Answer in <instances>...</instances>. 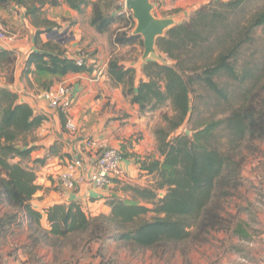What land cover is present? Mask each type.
Wrapping results in <instances>:
<instances>
[{
    "label": "trees",
    "instance_id": "16d2710c",
    "mask_svg": "<svg viewBox=\"0 0 264 264\" xmlns=\"http://www.w3.org/2000/svg\"><path fill=\"white\" fill-rule=\"evenodd\" d=\"M11 2L22 6L35 25L47 23L45 31L35 32V50L28 53L21 72L22 77L33 74L43 91L52 88L54 78L91 70L85 54L69 57L60 44L40 40V34L54 25L41 19L46 4L64 3L78 15L89 7L88 24L97 33L126 21L130 30L116 31L111 45L139 42L143 46L141 36L132 32L133 17L125 15L120 0H0V7ZM252 2L209 0L198 6L187 19L157 37L158 57L144 60L142 77L136 78V69L117 58L108 59V79L121 87L123 96L137 105L140 114L168 108L161 114L163 125L153 130L158 157L152 153L135 156L139 168L154 176L153 186L128 185L130 198L106 201L108 214L92 216L77 202L58 203L45 210L49 229L41 226L42 213L33 209L30 201L40 188L33 165L44 159H31L30 155L35 149L34 131L46 116L19 101L15 91L0 87V204L10 210L0 215V236L4 237L10 226L20 227L24 222L31 248L50 238L82 234L86 241L111 236L149 249L219 228L216 190L238 184L242 161L236 155L241 144L264 140V65L257 63V50L243 62L258 32H264V6L252 8ZM80 56L83 62L77 64ZM15 61L14 51L0 48V71L5 70L8 83L13 82ZM210 101L212 113L204 118L206 109L202 108ZM184 123H188L189 134H174ZM234 233L244 236L239 227Z\"/></svg>",
    "mask_w": 264,
    "mask_h": 264
},
{
    "label": "crops",
    "instance_id": "0c3cea01",
    "mask_svg": "<svg viewBox=\"0 0 264 264\" xmlns=\"http://www.w3.org/2000/svg\"><path fill=\"white\" fill-rule=\"evenodd\" d=\"M153 9L157 18H172L174 23L187 19L192 11L209 0H152ZM87 13H90L88 7ZM41 19L57 25L64 26L65 18H77L78 13L68 8L64 3L59 6L44 5ZM59 12V13H58ZM63 14V15H60ZM0 18L5 28L13 36V42L7 46L16 54L13 69V82L6 81L5 70L0 71V87H8L18 94L19 101L28 103L35 112L46 116L43 123L34 131L35 149L30 158H43L42 164H34L36 173L35 183L40 186L30 201L33 209L42 213L41 226L49 229L45 210L53 204H68L77 202L82 210H89L91 215L98 213L108 214L110 208L106 201L112 198L129 199L130 193L126 190L128 185L148 186L152 182V175L141 170L136 163V155L142 157L148 153H155V139L152 130L147 126L146 114H140L137 105L131 104L121 91L120 86L113 85L106 75L107 60L92 59L88 61L90 72L68 73L59 78V82H67L74 91V100L70 109L64 113L47 106V102L41 97L43 91L33 74L22 77L21 72L25 59L29 52L35 50L34 35L37 30L45 31L47 23L34 24L30 16L25 15V9L15 3H9L0 7ZM93 29L92 27H90ZM73 33V32H72ZM78 33H73L68 41H55L50 32L40 34L42 42L53 41L65 49V55L76 57L80 53L78 45ZM126 47V46H125ZM144 62L141 57L138 61L120 60L125 66L136 69V78L142 77L141 65ZM58 82V83H59ZM54 81L52 88L56 86ZM57 83V84H58ZM62 113V114H61ZM67 118L71 119L75 128L68 130L63 124ZM65 123V122H64ZM93 138L104 142L109 146L117 147L124 153L121 166L125 172V179L114 181L110 186L101 189L93 187L88 181V176L95 170L94 153L88 151L82 144L83 138ZM53 146V147H52ZM50 147H52L50 149ZM80 158L83 166L79 171L84 181L79 184L78 190L69 191L63 189L56 179V174L63 168V162L67 158ZM31 166V163H28ZM264 156L258 155L249 165L247 174L257 190L250 195L258 196L260 214L264 217ZM24 224V225H23ZM13 227V226H12ZM20 227L27 225L23 222ZM28 238L27 231L25 232ZM31 243V242H30ZM0 244V264H20L18 260L9 257ZM30 246V245H29ZM43 245L32 249L38 250ZM174 252H172L173 254ZM171 254V255H172ZM157 256V255H156ZM131 256L130 262L136 263L138 257ZM153 257V256H152ZM158 257V256H157ZM168 259L164 261L163 259ZM184 257L178 252L173 257L163 256L153 258L150 252L146 254L144 264H182ZM234 264H241L242 257L233 256ZM190 262L191 259L189 260ZM211 261L204 257L201 264H210ZM228 264L227 259H222L218 264ZM36 264V263H35ZM250 264H264V255L257 262Z\"/></svg>",
    "mask_w": 264,
    "mask_h": 264
},
{
    "label": "rangeland",
    "instance_id": "374dc122",
    "mask_svg": "<svg viewBox=\"0 0 264 264\" xmlns=\"http://www.w3.org/2000/svg\"><path fill=\"white\" fill-rule=\"evenodd\" d=\"M252 1V8L264 6V0ZM120 2L124 7V0H120ZM150 2L153 1L150 0ZM123 12L126 16H132L131 11L125 7ZM151 13L152 15L155 14V10L152 9ZM60 15L63 14L60 13ZM63 17L66 23L64 26L54 24L49 31L51 38L55 41L66 42L71 39L74 32L78 33L80 35L78 37L79 54H85L88 61L92 59L102 61L110 57L117 58L119 61H138L143 54V46L139 42L126 47L111 45L110 41L116 31L130 30L129 25H125L126 21H117L112 24L108 32L97 33L88 24L89 14L87 10L75 19ZM133 20L132 24L135 27L136 21L134 18ZM172 20L175 22L174 19ZM255 50L258 51L255 52L257 53L255 57L259 59L258 65H264L260 60L264 52V32H258L257 41L254 47L247 48L243 62L250 60L248 54ZM58 80L59 78H54L57 83ZM209 103L207 108L200 105L203 107L202 109H206L203 114L204 118L209 117L212 113V101ZM164 112H168L167 107L146 114V123L152 133L155 127L163 125L161 114ZM188 128V123H184L174 134L186 132L189 134ZM218 134L222 136V132L219 131ZM33 137H35L34 134ZM224 145L225 140L222 139L221 146ZM154 155L158 157L156 148ZM258 155L264 156V140L241 144L236 155V158L242 161L239 168L238 184L227 189L220 187L216 190L218 198L215 200L219 205L218 212L221 219L219 228L210 229L199 235L194 233L193 238L190 237L188 240L165 243L149 249H139L123 241L113 240L111 236H106L100 240L86 241L84 235L73 234L59 239L50 238L46 244H41L43 245L42 248L35 251L29 246L31 240L25 234L27 231L29 235L28 228L26 227L24 232V227L13 225V227L8 228L4 237L0 236V244H4L3 248L6 249L7 255L18 260L20 264H144L148 252H150L151 258L155 256L156 258L160 257V259L163 256L173 257L178 252L180 256L184 257L182 264H201L204 257L211 261L210 264H218L222 259H227L228 264H234L233 260L229 262L233 256L242 257L241 264L257 262L264 255V217L260 214L261 210L258 206L260 203L257 200L258 196L261 197L262 195H250L258 187L250 183L247 174L250 171L249 165ZM154 182L155 179L152 176V182L148 186H153ZM163 193V190H160L158 195L162 196ZM7 211H10L9 208L0 204V215ZM86 212L91 215L89 210ZM238 227L243 229L244 236L240 237L239 234L234 233V229ZM172 252L174 253L172 254ZM133 255L136 256L135 258H139L136 263L130 262ZM190 259L192 262L189 261ZM163 260L167 261L168 259L164 258Z\"/></svg>",
    "mask_w": 264,
    "mask_h": 264
},
{
    "label": "built area",
    "instance_id": "2783aa9c",
    "mask_svg": "<svg viewBox=\"0 0 264 264\" xmlns=\"http://www.w3.org/2000/svg\"><path fill=\"white\" fill-rule=\"evenodd\" d=\"M13 42V36L9 34L0 18V48H7ZM83 57H77L76 63L81 64ZM41 97L47 102L51 109L60 110L66 113L72 106L74 100V91L67 82H59L54 88L42 91ZM65 126L73 131L75 126L71 119L67 118ZM83 146L94 153L95 170L88 176L87 181L95 188L104 189L110 186L114 181L125 179V172L121 166L122 155L117 147L97 141L93 138H83ZM63 168L56 174L59 185L69 191L78 190L80 183L84 181L80 170L83 166L80 158H70L62 163Z\"/></svg>",
    "mask_w": 264,
    "mask_h": 264
},
{
    "label": "water",
    "instance_id": "95a60500",
    "mask_svg": "<svg viewBox=\"0 0 264 264\" xmlns=\"http://www.w3.org/2000/svg\"><path fill=\"white\" fill-rule=\"evenodd\" d=\"M124 7L131 11L136 21L133 33L142 36V58H157L155 40L174 24L171 18H157L152 15L150 0H124Z\"/></svg>",
    "mask_w": 264,
    "mask_h": 264
}]
</instances>
